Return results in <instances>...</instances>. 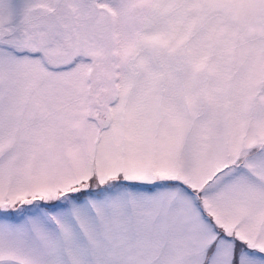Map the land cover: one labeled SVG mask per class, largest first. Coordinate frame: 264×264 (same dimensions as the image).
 Listing matches in <instances>:
<instances>
[{
	"label": "snow or ice",
	"instance_id": "snow-or-ice-1",
	"mask_svg": "<svg viewBox=\"0 0 264 264\" xmlns=\"http://www.w3.org/2000/svg\"><path fill=\"white\" fill-rule=\"evenodd\" d=\"M0 264H264V0H0Z\"/></svg>",
	"mask_w": 264,
	"mask_h": 264
}]
</instances>
